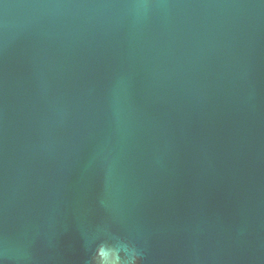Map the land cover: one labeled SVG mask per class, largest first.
Returning a JSON list of instances; mask_svg holds the SVG:
<instances>
[{
  "label": "water",
  "instance_id": "water-1",
  "mask_svg": "<svg viewBox=\"0 0 264 264\" xmlns=\"http://www.w3.org/2000/svg\"><path fill=\"white\" fill-rule=\"evenodd\" d=\"M120 240L264 264V0H0L4 264Z\"/></svg>",
  "mask_w": 264,
  "mask_h": 264
},
{
  "label": "clouds",
  "instance_id": "clouds-1",
  "mask_svg": "<svg viewBox=\"0 0 264 264\" xmlns=\"http://www.w3.org/2000/svg\"><path fill=\"white\" fill-rule=\"evenodd\" d=\"M121 251L123 255L120 254ZM110 252V257L105 264H143L142 252L123 240H120L118 247ZM0 264H4L2 255H0Z\"/></svg>",
  "mask_w": 264,
  "mask_h": 264
}]
</instances>
